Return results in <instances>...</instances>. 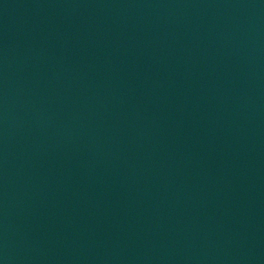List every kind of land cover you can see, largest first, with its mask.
I'll list each match as a JSON object with an SVG mask.
<instances>
[{
  "label": "water",
  "instance_id": "95a60500",
  "mask_svg": "<svg viewBox=\"0 0 264 264\" xmlns=\"http://www.w3.org/2000/svg\"><path fill=\"white\" fill-rule=\"evenodd\" d=\"M0 264H264V0H0Z\"/></svg>",
  "mask_w": 264,
  "mask_h": 264
}]
</instances>
